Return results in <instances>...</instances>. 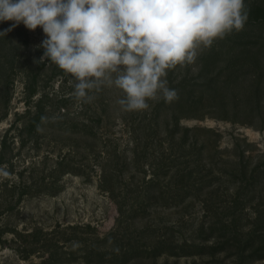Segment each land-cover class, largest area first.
Returning a JSON list of instances; mask_svg holds the SVG:
<instances>
[{
    "label": "rangeland",
    "instance_id": "rangeland-1",
    "mask_svg": "<svg viewBox=\"0 0 264 264\" xmlns=\"http://www.w3.org/2000/svg\"><path fill=\"white\" fill-rule=\"evenodd\" d=\"M43 39L22 23L0 35V156L11 173L0 179V264L53 253L67 260L52 264H237L235 248L170 252L230 237L235 214L264 210V21L170 69L179 99L143 112L122 110L115 87L78 101L70 75L35 62ZM62 159L73 172L58 170Z\"/></svg>",
    "mask_w": 264,
    "mask_h": 264
},
{
    "label": "clouds",
    "instance_id": "clouds-1",
    "mask_svg": "<svg viewBox=\"0 0 264 264\" xmlns=\"http://www.w3.org/2000/svg\"><path fill=\"white\" fill-rule=\"evenodd\" d=\"M247 20L245 0H0V22H13L0 35L21 23L41 28L36 63L50 61L70 75L72 95L84 103L104 88L119 89L116 103L126 112L178 100L168 71L192 64ZM10 176L0 165V179Z\"/></svg>",
    "mask_w": 264,
    "mask_h": 264
},
{
    "label": "trees",
    "instance_id": "trees-1",
    "mask_svg": "<svg viewBox=\"0 0 264 264\" xmlns=\"http://www.w3.org/2000/svg\"><path fill=\"white\" fill-rule=\"evenodd\" d=\"M245 4L247 5L248 8V20L245 24V26L248 25H253L256 23H262L264 21V1L262 0H245ZM172 134L174 132L172 131ZM173 136V135H172ZM185 140V139H184ZM4 151V150H3ZM4 163V155L2 154L0 156V165ZM67 163L64 162V159H62L60 162H58V170L62 172V174H66L69 172H73L70 167H67ZM258 168L256 167L255 170H253V173L251 174V179L248 180V185H254L257 183V173H258ZM260 173V172H259ZM242 186V189H245L246 187L249 186ZM251 190V189H249ZM241 195V192H238L239 197ZM120 213H123L121 210L119 211ZM234 215V218L228 222H225L223 224L227 228V232L231 234L227 236L225 233L217 235V242L212 244V245H201L200 243H184L181 248L178 250L180 251H173L175 249H172L170 252L171 255H199V254H216L225 251L226 249L234 250V255H236V262L237 264H245V262H250V261H256L260 260L264 257V210L262 209H256L254 213V217L248 215ZM247 218L248 221L252 224V226L249 227V229H238V224L237 222L240 219ZM118 220V219H117ZM224 229V227H223ZM114 230L113 232H115ZM2 231H0L1 233ZM112 232V234H114ZM111 235V234H109ZM20 238L24 241L26 240L25 235H20ZM232 239H235V243H231ZM130 240V239H129ZM105 241V240H104ZM164 241V240H162ZM128 248V247H127ZM176 248V247H175ZM248 248H250L248 250ZM134 250V249H133ZM248 250V251H247ZM136 250H134L135 252ZM128 252L131 254L133 251H131L128 248ZM119 252H114L113 257L117 258ZM123 253V252H122ZM95 251L92 249V251H89L87 253L88 258H92L95 256ZM104 256L103 254H101ZM57 256V257H56ZM63 255H60L58 253H53L51 256L48 258L44 259V263L46 264H52L55 260V262H61L62 260H67L65 258L67 257H62ZM122 256L126 257V253L124 252ZM89 262H93L91 259Z\"/></svg>",
    "mask_w": 264,
    "mask_h": 264
}]
</instances>
